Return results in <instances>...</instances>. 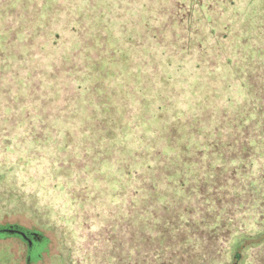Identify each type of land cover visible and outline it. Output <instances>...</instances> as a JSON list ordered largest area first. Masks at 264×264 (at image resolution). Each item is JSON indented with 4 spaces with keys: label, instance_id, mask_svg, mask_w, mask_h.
Listing matches in <instances>:
<instances>
[{
    "label": "trees",
    "instance_id": "1",
    "mask_svg": "<svg viewBox=\"0 0 264 264\" xmlns=\"http://www.w3.org/2000/svg\"><path fill=\"white\" fill-rule=\"evenodd\" d=\"M12 134L116 264L148 260L142 239L157 264L244 262L264 250V0H0Z\"/></svg>",
    "mask_w": 264,
    "mask_h": 264
},
{
    "label": "rangeland",
    "instance_id": "2",
    "mask_svg": "<svg viewBox=\"0 0 264 264\" xmlns=\"http://www.w3.org/2000/svg\"><path fill=\"white\" fill-rule=\"evenodd\" d=\"M18 144L13 134L0 141V229L4 232L17 227L27 231L39 242L35 243L33 259L41 252L42 255L28 263L27 243L8 234L6 238H0V264H116L108 229L91 223L82 224L83 220L76 217L77 201L62 194L61 187L51 193L45 191L48 186L45 169L38 168L22 155H14ZM4 145H7L5 152L8 153H4ZM28 197H33L34 201L28 203ZM126 230L118 227L120 238L127 236ZM142 235L150 237L143 231ZM139 246L140 256L147 254L150 257L139 260L138 264L160 262L150 240L142 239ZM248 256L239 264H264V250L252 249Z\"/></svg>",
    "mask_w": 264,
    "mask_h": 264
},
{
    "label": "flooded vegetation",
    "instance_id": "3",
    "mask_svg": "<svg viewBox=\"0 0 264 264\" xmlns=\"http://www.w3.org/2000/svg\"><path fill=\"white\" fill-rule=\"evenodd\" d=\"M7 231V235L8 234H14L16 236H18L22 241L26 242L28 245V256H27V261L28 263H30L32 261V257H33V251L35 249V245H34V240H31L30 237H28V235L26 234V232L22 231V230H14V229H10V230H4V232ZM0 238L4 239L6 238V236H1ZM33 238V237H32ZM42 252L39 255V258L41 257Z\"/></svg>",
    "mask_w": 264,
    "mask_h": 264
},
{
    "label": "water",
    "instance_id": "4",
    "mask_svg": "<svg viewBox=\"0 0 264 264\" xmlns=\"http://www.w3.org/2000/svg\"><path fill=\"white\" fill-rule=\"evenodd\" d=\"M239 260V258L237 257V259H236V262Z\"/></svg>",
    "mask_w": 264,
    "mask_h": 264
}]
</instances>
